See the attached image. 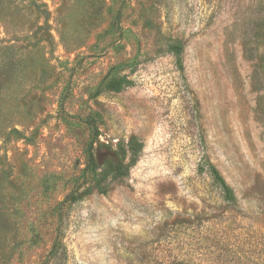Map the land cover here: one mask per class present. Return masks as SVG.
Masks as SVG:
<instances>
[{
	"label": "rangeland",
	"instance_id": "rangeland-1",
	"mask_svg": "<svg viewBox=\"0 0 264 264\" xmlns=\"http://www.w3.org/2000/svg\"><path fill=\"white\" fill-rule=\"evenodd\" d=\"M174 262L264 264V0H0V264Z\"/></svg>",
	"mask_w": 264,
	"mask_h": 264
},
{
	"label": "trees",
	"instance_id": "trees-1",
	"mask_svg": "<svg viewBox=\"0 0 264 264\" xmlns=\"http://www.w3.org/2000/svg\"><path fill=\"white\" fill-rule=\"evenodd\" d=\"M171 49L176 56L180 55L182 51V48L179 45L172 46ZM177 60L179 59L177 58ZM128 84H130V82L127 80L112 79L107 83L106 88L118 92ZM141 150L142 145L137 142L135 138L129 140L125 147L122 145H117L116 147L104 145L93 149L90 152L89 165L92 172L100 170V177L96 180L93 187L87 189L84 193L90 194L92 190H95L99 194L106 193L107 186L103 185L104 180L108 178L109 181H115L119 178L125 177L129 173L130 168L135 165ZM205 171L207 172L211 183L219 191L222 199L228 203H235L236 196L233 189L226 184L218 171L209 164ZM172 264L182 263L174 262Z\"/></svg>",
	"mask_w": 264,
	"mask_h": 264
}]
</instances>
